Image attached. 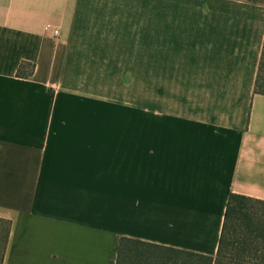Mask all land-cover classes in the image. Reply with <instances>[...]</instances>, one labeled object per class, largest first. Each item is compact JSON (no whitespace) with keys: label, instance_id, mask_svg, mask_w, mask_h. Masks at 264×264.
<instances>
[{"label":"crops","instance_id":"crops-1","mask_svg":"<svg viewBox=\"0 0 264 264\" xmlns=\"http://www.w3.org/2000/svg\"><path fill=\"white\" fill-rule=\"evenodd\" d=\"M150 5L0 0L1 264H115L119 237L213 256L228 195L264 201V0H157L159 84L185 90L102 125L71 33H152Z\"/></svg>","mask_w":264,"mask_h":264},{"label":"rangeland","instance_id":"rangeland-1","mask_svg":"<svg viewBox=\"0 0 264 264\" xmlns=\"http://www.w3.org/2000/svg\"><path fill=\"white\" fill-rule=\"evenodd\" d=\"M150 11L152 33H71L70 43L82 61L76 65L84 70L79 71L80 79L92 87L97 83L96 90L102 91L104 127L125 131L128 111L133 105L136 111L158 110L160 92L182 93L185 90L174 84H159L164 81L161 77L165 79L175 71L159 69V33L153 29L157 31V0H151ZM149 50L151 63L144 70V52L148 54Z\"/></svg>","mask_w":264,"mask_h":264},{"label":"trees","instance_id":"trees-1","mask_svg":"<svg viewBox=\"0 0 264 264\" xmlns=\"http://www.w3.org/2000/svg\"><path fill=\"white\" fill-rule=\"evenodd\" d=\"M25 63L19 67L18 76ZM253 92L264 95V40ZM9 222L0 219V264ZM115 264H264V201L230 193L215 255L119 237L114 248Z\"/></svg>","mask_w":264,"mask_h":264},{"label":"built area","instance_id":"built-area-1","mask_svg":"<svg viewBox=\"0 0 264 264\" xmlns=\"http://www.w3.org/2000/svg\"><path fill=\"white\" fill-rule=\"evenodd\" d=\"M46 30H47L48 32H50L53 36H55V37L58 36V30L55 29L54 27H52V26H47V27H46Z\"/></svg>","mask_w":264,"mask_h":264}]
</instances>
